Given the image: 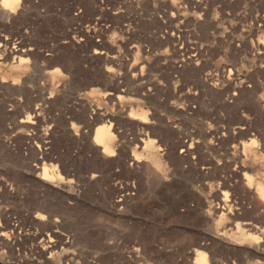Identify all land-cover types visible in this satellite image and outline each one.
<instances>
[{
	"label": "rangeland",
	"instance_id": "obj_1",
	"mask_svg": "<svg viewBox=\"0 0 264 264\" xmlns=\"http://www.w3.org/2000/svg\"><path fill=\"white\" fill-rule=\"evenodd\" d=\"M201 252L264 264V0H0V264Z\"/></svg>",
	"mask_w": 264,
	"mask_h": 264
},
{
	"label": "bare ground",
	"instance_id": "obj_2",
	"mask_svg": "<svg viewBox=\"0 0 264 264\" xmlns=\"http://www.w3.org/2000/svg\"><path fill=\"white\" fill-rule=\"evenodd\" d=\"M2 1L4 4H6V6L13 9L19 5L21 0H2ZM114 137H115V132L112 130L111 124L101 122L97 126V128L95 130V140L98 143V145H101L104 147V149H103L104 152L107 153V152H113L114 151V149H112L110 144L108 143L111 140H113ZM143 142H144V148L148 147L149 149H151L152 146H154V144H155V139L154 138H148V139L146 138V139H143ZM253 142H255V139H252V143ZM150 154H151V156L153 155L152 152ZM48 172L49 171L46 169L44 172L45 173L44 178H47L46 175H48ZM198 260H200L201 264H209L207 253H205V252L200 253Z\"/></svg>",
	"mask_w": 264,
	"mask_h": 264
},
{
	"label": "built area",
	"instance_id": "obj_3",
	"mask_svg": "<svg viewBox=\"0 0 264 264\" xmlns=\"http://www.w3.org/2000/svg\"><path fill=\"white\" fill-rule=\"evenodd\" d=\"M81 11V10H80Z\"/></svg>",
	"mask_w": 264,
	"mask_h": 264
}]
</instances>
